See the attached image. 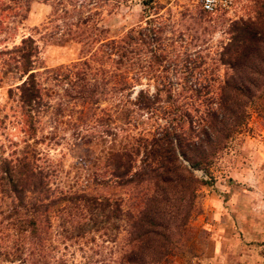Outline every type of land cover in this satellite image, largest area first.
Segmentation results:
<instances>
[{"label":"trees","instance_id":"trees-1","mask_svg":"<svg viewBox=\"0 0 264 264\" xmlns=\"http://www.w3.org/2000/svg\"><path fill=\"white\" fill-rule=\"evenodd\" d=\"M32 1L53 0H0V46L5 40L11 44L0 47V72L14 69L20 77L19 84L7 89V98L13 103V118L22 134L18 142L8 140V152L0 142V264H48L45 250L52 218L64 239L92 232L113 241L118 230L122 199L52 187L54 169L37 147L44 142L39 115L50 108L51 84L62 92L53 114L69 118L75 113L77 124L71 131L75 136H82L84 131L78 127H89L96 109L106 113L98 108L100 101L116 100L115 107L124 108L126 124L139 121L142 115L155 117L153 132L134 137L123 149L113 151L90 182L124 189L136 204L134 211L124 212L130 248L115 264H162L196 211L197 187L206 183L191 170L210 175L213 158L245 124L248 102L254 93H264V0L258 1L254 20L230 25L229 42L220 55L226 57L231 73L215 95H207L211 86L198 76L187 84L196 67L168 62L163 26L151 21L116 40L105 38L97 28H78L87 18L76 21L72 38L82 43L78 60L36 71L42 68L36 67V41L28 35L14 43L16 27L12 26L25 19ZM196 6L205 15L225 14ZM142 79L152 84L153 91L139 88L131 97ZM233 90L237 92L234 96ZM4 107L0 104V136L6 119ZM97 120L99 124L104 121ZM105 125L102 135L115 136ZM57 264L63 260L57 259Z\"/></svg>","mask_w":264,"mask_h":264},{"label":"rangeland","instance_id":"rangeland-1","mask_svg":"<svg viewBox=\"0 0 264 264\" xmlns=\"http://www.w3.org/2000/svg\"><path fill=\"white\" fill-rule=\"evenodd\" d=\"M230 1V12L214 15L202 14L193 0L32 1L25 19L12 24L16 27L13 42L28 35L36 41L39 51L36 67L42 68L35 70L41 71L68 66L78 60L82 43L72 38L77 32L76 21L87 18L84 26L78 28L103 30L102 35L110 40L120 38L132 28L146 27L149 21L155 22L163 26L165 41L162 45L169 52L168 62L178 67H183L184 63L187 68L195 66L187 84L198 76L203 84L208 82L211 86L207 95H215L231 73L226 57L220 55L229 42L228 29L235 22L254 20L259 5V0ZM2 46L11 44L5 40ZM0 75V104L5 106L2 114L6 116L0 142L8 152V140L18 142L22 138L13 118V103L7 98V89L19 84L20 77L14 69L7 68ZM171 80L177 90L178 84L174 78ZM51 85L48 87L49 94H53L50 108L39 115V134L44 142L37 147L54 169L52 187L62 192L83 191L94 196L120 198L122 213L113 241L92 232L64 239L56 219L52 218L45 250L48 264H57L59 258L63 264H115L130 248L127 245L129 223L124 212L134 211L136 204L124 189L110 184L106 188L93 185L90 177L100 174L99 166L113 151L123 149L134 137L146 135L147 131L152 133L155 117L142 115L139 121L126 124L122 119L124 108L115 107L116 100L100 101L98 108L105 109L106 113L101 114L96 109L89 127L79 126L84 132L82 136H75L71 131L77 124L76 114L72 113L69 118L53 114L62 92L60 87ZM139 88L148 89L149 93L153 91L152 84L142 79L133 88L131 97ZM236 94L231 91V95ZM245 111V124L213 158L210 175L191 170L196 179L206 183L197 187L196 211L162 264H264V93H254ZM97 118L104 119L102 124ZM157 122L163 124L159 118ZM102 125L112 128L115 136L102 135Z\"/></svg>","mask_w":264,"mask_h":264},{"label":"built area","instance_id":"built-area-1","mask_svg":"<svg viewBox=\"0 0 264 264\" xmlns=\"http://www.w3.org/2000/svg\"><path fill=\"white\" fill-rule=\"evenodd\" d=\"M203 11L208 13L230 12V0H193Z\"/></svg>","mask_w":264,"mask_h":264}]
</instances>
